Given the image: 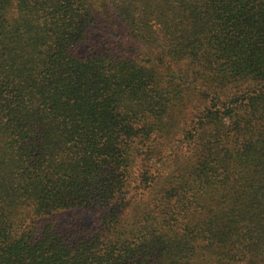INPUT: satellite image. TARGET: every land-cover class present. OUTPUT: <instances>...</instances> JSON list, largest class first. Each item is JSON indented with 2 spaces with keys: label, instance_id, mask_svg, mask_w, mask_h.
<instances>
[{
  "label": "trees",
  "instance_id": "1",
  "mask_svg": "<svg viewBox=\"0 0 264 264\" xmlns=\"http://www.w3.org/2000/svg\"><path fill=\"white\" fill-rule=\"evenodd\" d=\"M0 264H264V0H0Z\"/></svg>",
  "mask_w": 264,
  "mask_h": 264
}]
</instances>
